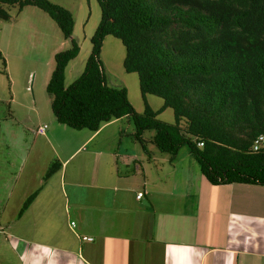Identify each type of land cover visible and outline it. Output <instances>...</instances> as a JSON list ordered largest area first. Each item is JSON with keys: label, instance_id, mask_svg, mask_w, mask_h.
<instances>
[{"label": "trees", "instance_id": "obj_1", "mask_svg": "<svg viewBox=\"0 0 264 264\" xmlns=\"http://www.w3.org/2000/svg\"><path fill=\"white\" fill-rule=\"evenodd\" d=\"M102 17L91 38L92 51L83 74L67 84L71 61L81 46L74 39L71 10L51 0H0V20L10 10L37 6L58 24L70 48L55 54L56 67L47 85L58 122L78 130L98 131L115 119L130 117L135 136L149 153L153 142L177 156L187 146L202 174L213 184L251 183L264 186V0H98ZM112 35L126 47L124 67L137 72L145 101L138 112L128 89L109 84L101 52ZM0 58L6 65L4 53ZM152 94L172 108L175 121L160 118L147 101ZM203 142L204 145H200ZM62 168L56 159L46 178ZM42 187L24 201L20 214Z\"/></svg>", "mask_w": 264, "mask_h": 264}, {"label": "crops", "instance_id": "obj_2", "mask_svg": "<svg viewBox=\"0 0 264 264\" xmlns=\"http://www.w3.org/2000/svg\"><path fill=\"white\" fill-rule=\"evenodd\" d=\"M127 118L68 136L63 135L67 126L57 120L48 134L39 135L48 136L47 144L55 139L64 152L47 153L46 166L25 186L17 181L16 166L8 178L0 176L5 195L0 196V264H6L7 251L16 264H264V186L216 185L201 174L191 194L180 174V164L187 170L193 165L190 150L171 159L149 147L148 153L138 141L125 146L130 132L120 125V131L103 132L124 120L130 126ZM80 150L84 156L72 164ZM34 152L40 157L45 151ZM56 159L62 168L45 185L43 174ZM58 178L64 188L56 199ZM40 187L20 214L25 199ZM26 218L28 233L18 230Z\"/></svg>", "mask_w": 264, "mask_h": 264}, {"label": "rangeland", "instance_id": "obj_3", "mask_svg": "<svg viewBox=\"0 0 264 264\" xmlns=\"http://www.w3.org/2000/svg\"><path fill=\"white\" fill-rule=\"evenodd\" d=\"M51 1L71 10L75 18L73 37L81 46V52L68 66L66 82L70 84L80 77L86 68L93 46L91 38L100 24L102 11L98 0ZM10 13V20H0V50L6 58V65L0 58V176L8 174L5 176L8 178L11 167L16 166L17 181L19 185H24L29 178L33 179L34 174L40 173L42 167L46 166L43 157L47 153L53 154V149H60L61 152H64L62 145L60 146L55 139L52 144H47L48 136L37 134L36 129L39 125L46 123L49 126L48 134L52 123H57V118L52 110L54 97L47 91V85L56 67V52L70 48L72 42L65 39L62 30L51 16L37 6H27L22 12H19L18 7H12ZM125 58L126 47L122 40L112 35L107 36L101 52L106 78L112 86H125L128 89L129 99L136 110L144 112L145 101L141 90L140 76L137 72L126 71L124 67ZM147 101L154 110L161 111L160 118L166 121H175L173 109L163 108V98L149 94ZM127 119L130 121V126L127 120H124L109 126L103 132L120 131V125L124 128L125 134L130 132L128 136L130 140L125 135V146L130 142L129 147L133 148L135 141H138V145L141 146L142 143L135 136L136 128L133 119L130 117ZM132 127L135 129L132 130ZM65 129L63 135L66 136L70 131L73 133L78 131V129L68 126ZM155 135L156 130L154 129L144 132L148 147L157 155L173 159L172 155L162 152L156 146L153 142ZM118 143L119 140L113 145ZM34 150L45 152H41L40 157H38ZM82 150L72 157V164L84 156L85 151ZM111 150L116 149L111 147ZM186 151H189V148L184 146L180 153ZM193 161V165H189L191 169L188 170L183 164H180L182 169L180 174L183 181L187 183L189 191L191 190V194L193 187L197 190L198 179L202 174L200 165L194 157ZM35 162L42 166H32L31 163ZM47 171L42 178L45 185L52 182V178L56 174L46 178ZM62 181L58 178L53 186L56 199L59 198V195L63 196L64 185ZM0 196L1 200L5 199L4 194H0ZM29 220L30 218L24 219L18 230L28 233L30 229L26 228ZM33 222L36 225H41L43 221L33 217ZM33 229L36 228L33 227ZM21 235L24 234L21 233ZM10 261L14 264L17 263L16 257L7 251L2 262L9 264Z\"/></svg>", "mask_w": 264, "mask_h": 264}, {"label": "built area", "instance_id": "obj_4", "mask_svg": "<svg viewBox=\"0 0 264 264\" xmlns=\"http://www.w3.org/2000/svg\"><path fill=\"white\" fill-rule=\"evenodd\" d=\"M47 128H48L47 124L39 126L38 133L45 134ZM203 144H204L203 142L200 143V145H203ZM263 146H264V135H262L256 139L255 144H254V148L258 150V149L262 148ZM138 196L142 197L143 192H140ZM73 224H75V222H73ZM84 239L93 240L92 237H88V236H85Z\"/></svg>", "mask_w": 264, "mask_h": 264}, {"label": "clouds", "instance_id": "obj_5", "mask_svg": "<svg viewBox=\"0 0 264 264\" xmlns=\"http://www.w3.org/2000/svg\"><path fill=\"white\" fill-rule=\"evenodd\" d=\"M145 111V110H144ZM139 112V111H138ZM42 125H45V124H42ZM48 125V124H47ZM39 126H41V125H39ZM39 126L37 127V130H36V132L38 133V128H39ZM48 128H49V126H48ZM48 128H47V130H46V133L45 134H42V135H46L47 134V131H48ZM38 134H40V133H38ZM201 143V142H200ZM204 145V144H203ZM138 195H139V193H138ZM143 195H144V193H143ZM72 225L74 226L75 224H73V222H72ZM93 238V237H92ZM83 239H84V237H83ZM85 240H87V239H85ZM93 240H94V238H93Z\"/></svg>", "mask_w": 264, "mask_h": 264}]
</instances>
